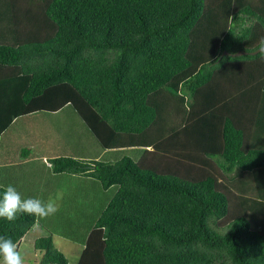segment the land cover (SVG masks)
I'll list each match as a JSON object with an SVG mask.
<instances>
[{
    "label": "trees",
    "instance_id": "obj_1",
    "mask_svg": "<svg viewBox=\"0 0 264 264\" xmlns=\"http://www.w3.org/2000/svg\"><path fill=\"white\" fill-rule=\"evenodd\" d=\"M28 2L0 14V143L17 119L72 106L103 148L147 154L51 160L118 188L77 264H264V0ZM239 42L246 55L225 54ZM214 155L243 187L202 164ZM37 222L0 219V235L20 244ZM34 247L38 264H70L52 236Z\"/></svg>",
    "mask_w": 264,
    "mask_h": 264
},
{
    "label": "rangeland",
    "instance_id": "obj_2",
    "mask_svg": "<svg viewBox=\"0 0 264 264\" xmlns=\"http://www.w3.org/2000/svg\"><path fill=\"white\" fill-rule=\"evenodd\" d=\"M14 1L0 0V14L5 12L3 17L5 25L10 24V9L13 10L11 6ZM16 1H19L20 11L37 8L32 2L25 3L29 0ZM20 16L23 17L21 14ZM243 46L244 44L239 42L232 48L237 53L246 52L242 49ZM17 129H20V139L13 138L7 132L0 143L1 164L7 160L16 162L24 159L20 156L24 148L32 149L33 156L44 154L51 158L71 157L77 160L86 158L87 161L99 160L108 163H115L129 156L140 164L147 155L142 148L104 150L87 129L84 121L75 114L72 106L56 115L40 113L20 119L13 131ZM52 159L47 160L51 167ZM157 162L159 163L158 160ZM41 164L31 162L27 165L14 164L5 169L1 167V172L7 173L0 174L2 185L15 186L23 198L34 197L44 201L52 198L58 206L55 215L38 217L37 226L25 236L19 244L20 248L25 255L26 264H38L40 254L35 250L34 244L39 238L52 236L54 246L65 254L70 264H77L83 251L82 241L103 210V203L105 204L107 198H112L118 188L114 187L105 192L95 180L89 181L90 179L70 174L55 175L53 169L48 170ZM220 224L225 226L224 222Z\"/></svg>",
    "mask_w": 264,
    "mask_h": 264
},
{
    "label": "clouds",
    "instance_id": "obj_3",
    "mask_svg": "<svg viewBox=\"0 0 264 264\" xmlns=\"http://www.w3.org/2000/svg\"><path fill=\"white\" fill-rule=\"evenodd\" d=\"M258 54L264 56V37L260 40ZM147 150L152 151L153 148H148ZM57 211L58 206L54 199L49 198L44 201L34 197L23 198L13 185L6 186L3 193L0 194V219H6L9 222L15 221L18 218V214H29L46 218L55 215ZM0 264H26L25 255L19 243L4 235H0Z\"/></svg>",
    "mask_w": 264,
    "mask_h": 264
},
{
    "label": "crops",
    "instance_id": "obj_4",
    "mask_svg": "<svg viewBox=\"0 0 264 264\" xmlns=\"http://www.w3.org/2000/svg\"><path fill=\"white\" fill-rule=\"evenodd\" d=\"M69 108V106H66V107H64V108H62L61 110H59V111H57V112H43V113H46V114H59V113H63V112H65L67 109ZM75 111V110H74ZM37 114H40V113H37ZM75 114H77V112L75 111ZM34 115H36V114H33V115H28V116H26V117H23V118H28V117H31V116H34ZM78 115V114H77ZM79 116V115H78ZM80 117V116H79ZM23 118H21V119H23ZM81 118V117H80ZM20 119H17L13 124H12V126L10 127V129L8 130L9 132H8V134H11V136L13 137V138H15V137H17L18 139H20L21 138V135H20V129H17V130H14L13 131V128H14V126L18 123V121H19ZM86 125V124H85ZM87 127V126H86ZM88 129V128H87ZM89 130V129H88ZM12 131V132H11ZM91 132V131H90ZM5 135H6V133H4L3 135H2V139L5 137ZM15 140H17V139H15ZM95 140V139H94ZM14 141V140H13ZM99 143V142H98ZM100 144V143H99ZM102 146V145H101ZM102 148H103V146H102ZM104 150H110V149H105V148H103ZM24 150H26V148H24ZM23 150V151H24ZM28 151H29V149H27ZM220 151V150H219ZM219 151H217V152H219ZM11 152H12V150H11ZM22 152V151H21ZM20 152V153H21ZM52 158H57V157H52ZM51 157H48L47 155H44V154H39V155H35V156H33V152H32V149L29 151V154H28V156L26 157V158H24V159H20V161H16V162H12V161H8L7 160V162H5L4 164H1V156H0V174H5V172H1V167L2 168H8L9 166H12V165H14V164H16V165H27L28 163H31V162H33V163H42L41 165H44V167L46 168V169H48V170H52L53 168L49 165V163L47 162V160L48 159H52ZM84 159H86V158H84ZM84 159H80V160H84ZM98 159V158H97ZM155 164L157 165V164H160L162 161H164L163 160V156L160 154V155H158V156H155ZM213 159H216V161L214 162L213 161ZM157 160L159 161V163L157 162ZM84 161H87V159L86 160H84ZM96 161V160H95ZM99 161V160H98ZM223 162H224V159H223V157H222V155H214V156H212V158L211 157H204V159H202V164L203 165H207V168L209 169V171H212V172H214V173H216L217 175H218V178H220L221 180H223L227 185H229V187L232 189V187H233V185L235 186V187H238L239 185L241 186V187H243V184L241 183V181H239L240 179H244L247 175V173L246 172H244V170H242L240 167H237L234 171L233 170H230L232 173H230V172H226L225 171V167H224V164H223ZM51 164V163H50ZM52 165V164H51ZM51 167V168H50ZM189 170H188V172H190L191 171V173L193 172V171H195V170H193V169H191V168H188ZM227 169V168H226ZM55 174V173H54ZM227 174H232V176H229V175H227ZM5 175H7V173L5 174ZM56 175V174H55ZM71 175H73V174H71ZM73 176H81V177H83V178H85V179H90L89 181H94V179L93 178H91V177H88V176H85V175H78V174H74ZM186 176H188V173H186ZM0 186H2V187H4V188H6L5 187V185H2L1 183H0ZM236 189V188H235ZM234 189V190H235ZM102 190H103V188H102ZM118 190V189H117Z\"/></svg>",
    "mask_w": 264,
    "mask_h": 264
},
{
    "label": "water",
    "instance_id": "obj_5",
    "mask_svg": "<svg viewBox=\"0 0 264 264\" xmlns=\"http://www.w3.org/2000/svg\"><path fill=\"white\" fill-rule=\"evenodd\" d=\"M225 54H227V55H231V56H233V57H239V56L246 55L247 52H239V53H237V54H230L229 52H225ZM256 54H258V50L252 53V55H256Z\"/></svg>",
    "mask_w": 264,
    "mask_h": 264
}]
</instances>
